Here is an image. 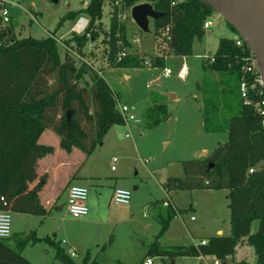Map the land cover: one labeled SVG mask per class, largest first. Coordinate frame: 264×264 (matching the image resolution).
<instances>
[{"label": "trees", "instance_id": "16d2710c", "mask_svg": "<svg viewBox=\"0 0 264 264\" xmlns=\"http://www.w3.org/2000/svg\"><path fill=\"white\" fill-rule=\"evenodd\" d=\"M114 1L109 0L107 31L101 23L105 0H90L83 9L66 16L64 20L73 21L85 17L88 26L82 35L72 34L64 41L63 58L58 53L61 42L52 34L40 40L19 39L14 36L12 25L0 30V211L46 215L39 193L47 174H40L38 165L53 154L54 148L39 144L44 131L57 137L61 150L67 153L77 150L88 156L110 128L125 124L116 109L115 94L101 78L100 71L82 61L76 67L70 48L85 58L86 44L102 34L109 67L142 69L149 55L126 53L131 45L126 38V20H120L119 14H128L129 9L142 3L151 5L154 11L164 14L153 21L154 38H161L167 44L170 55L188 57L192 42H201L205 35L204 21L214 13L199 0H122L119 6L113 5ZM165 31L168 40L163 35ZM248 56L247 50L236 47L232 39H220L211 56L213 61L209 57L203 60L205 76L199 86L202 128L205 133L227 132L228 140L218 144L205 158L183 162V176L170 177L164 185L167 193L227 191L230 235L187 246H163L156 239L143 260L213 257L223 264L244 240L253 249L255 264H264V126L257 107L262 98L249 91L250 103L246 104L239 93L241 80L254 77L243 73L244 59ZM164 66L162 56L152 59V69H164ZM149 97L145 122L151 129L168 120L169 114L165 97L156 92H151ZM67 113H70L69 122ZM175 216L169 205L167 220ZM254 222L257 229L251 233ZM32 237L0 239V264H31L22 256L29 242L49 244L59 263L73 264L59 244L48 238ZM13 240L12 247L9 242ZM81 264L98 262L86 254Z\"/></svg>", "mask_w": 264, "mask_h": 264}, {"label": "rangeland", "instance_id": "374dc122", "mask_svg": "<svg viewBox=\"0 0 264 264\" xmlns=\"http://www.w3.org/2000/svg\"><path fill=\"white\" fill-rule=\"evenodd\" d=\"M0 1L4 2L12 20L9 25H12L16 38L31 37L40 40L52 34L61 40L58 53L63 58V43L75 34L71 29L77 21L64 19L69 13L83 9L90 0ZM110 10L109 0H105L101 20L105 31L108 30ZM209 19L212 27L205 31L201 42H192L191 55L175 57L169 55L167 44L161 38H154L151 20L148 33H143L132 23L130 16H126V38L131 45L126 53H152L145 58L147 63L144 64V69L122 70L109 67L107 47L103 43L102 34L95 41L86 44L83 50L85 58H80L70 48L76 67L82 61L100 71L101 78L115 94L116 105L129 108L134 120H127L124 125L110 128L102 142L88 156L76 150L70 153L61 150L63 155L71 158L67 169L72 176L68 182L79 179L92 183L88 186L98 187L92 193L90 190L94 187H88L87 217L79 220L70 218L65 206L67 198L61 195L45 218L10 213L11 234L24 230L26 235L32 232L39 238L48 237L50 241L59 244L73 264H81L86 254L96 258L98 264H141L156 239L163 246H187L218 236L215 235L217 230L222 232L219 236L230 235L227 191L167 193L164 190L168 178L183 176V162L201 159L202 153L208 155L218 144L228 140L227 132L203 131L199 86L205 76L202 70L203 60L216 52L220 39H233L237 35L217 13L214 12ZM154 51L158 55H169L166 56L164 66L171 72L169 77L162 76L164 69L150 70L152 59L156 57L153 55ZM183 64L188 69L185 79L178 77ZM125 74L129 75V79H124ZM151 92L169 93L172 98L174 95L177 99L167 100L169 120L150 129L146 126L145 112L150 106ZM170 119L172 123H169ZM51 135L56 141L54 145L48 143L52 140ZM39 144L52 147L56 145L59 148L57 137L47 130L42 133ZM113 159L116 161L113 162ZM73 177L76 179H72ZM113 187L130 192L128 205H114L111 202ZM167 199L177 216L169 220L168 208L163 206ZM93 201L96 206L91 204ZM191 217L194 218L193 221L190 220ZM15 227L18 231H14ZM256 229L257 223L254 222L251 233ZM26 249L34 255V264H61L54 259L55 252L49 244H29ZM43 249L49 252V256L44 255ZM71 251L74 256H70ZM151 261L152 264L216 262L213 257H182L173 260L151 257ZM255 263L253 249L243 240L236 247L234 255L223 264Z\"/></svg>", "mask_w": 264, "mask_h": 264}, {"label": "built area", "instance_id": "2783aa9c", "mask_svg": "<svg viewBox=\"0 0 264 264\" xmlns=\"http://www.w3.org/2000/svg\"><path fill=\"white\" fill-rule=\"evenodd\" d=\"M122 0H115L113 2V5L119 6L120 2ZM126 16H130V9L128 11V15L126 13H121L118 15L119 19L124 21L126 19ZM10 23V16L8 14V11L5 8L4 2L0 1V30H4L9 26ZM88 26V20L85 17H79L75 23V25L72 27L71 31L75 34H81L85 31V29ZM210 27H212V22L210 21L209 18H207L204 23H203V30L206 31ZM164 36H166V40H168V31H165ZM233 42L236 47L245 48V45L243 41L238 37L235 36L233 39ZM246 49V48H245ZM210 61H213L212 57H209ZM246 65L243 69L244 75H250L254 76L251 78V80H248L247 78H243L240 82L239 85V93L241 99L244 101V103L249 104V99H248V93L249 91L254 92V94L257 97H261V101L259 104H257L258 107V113L261 117H263L262 121V126H264V91L261 87V81H260V76L258 74L257 70V61L249 53V56L244 59ZM146 64V63H145ZM183 69H181L178 73V77L182 78ZM171 75L170 70L164 69L162 76L167 78ZM117 111L120 113L121 117L123 118L124 122L126 123L127 120L133 121L134 117L129 111V108H127L125 105H116ZM127 137V136H126ZM116 160L113 159V162ZM249 173H252V170L248 171ZM88 197V191L87 189L83 187H78V186H70L67 190V201H66V212L68 216L72 219L79 220L87 216L88 213V208L86 206V200ZM2 200V199H1ZM130 201V192L121 189V188H116L113 190L112 193V203L114 205H128ZM170 205V200L167 199L163 203L164 207H167ZM177 217V216H175ZM191 221L194 220L193 217L190 218ZM10 238V213L8 211L1 210L0 211V239L1 240H6ZM204 242H201V245H204ZM70 256H74L73 252L70 253ZM141 264H152L151 259H145L142 261ZM213 264H218V262H214Z\"/></svg>", "mask_w": 264, "mask_h": 264}, {"label": "water", "instance_id": "95a60500", "mask_svg": "<svg viewBox=\"0 0 264 264\" xmlns=\"http://www.w3.org/2000/svg\"><path fill=\"white\" fill-rule=\"evenodd\" d=\"M207 4L234 30L243 41L248 53L257 61L261 87L264 91V0H199ZM164 14L154 11L151 5L142 3L130 9L132 23L143 33H148L152 22ZM172 97V95H171ZM70 113L66 114L69 122ZM202 153L200 158H205ZM60 210L62 207L59 208Z\"/></svg>", "mask_w": 264, "mask_h": 264}, {"label": "crops", "instance_id": "0c3cea01", "mask_svg": "<svg viewBox=\"0 0 264 264\" xmlns=\"http://www.w3.org/2000/svg\"><path fill=\"white\" fill-rule=\"evenodd\" d=\"M34 14V13H33ZM35 16V14H34ZM11 19H10V24H11ZM205 32V31H204ZM58 40V39H57ZM61 40H58V42L60 43ZM156 51V50H155ZM153 52V55H156L157 57H160L162 56L163 59H164V64H165V59H166V56H169V55H164V54H161V55H158L156 52ZM142 54H146V55H150L152 53H143ZM184 59V58H183ZM145 68V67H144ZM143 68V69H144ZM166 69V68H164ZM183 69V72H182V76L184 75V77H182L181 79H185L188 75V69L187 67L183 64L180 68V70ZM150 70H154V69H150ZM169 70V69H168ZM179 73V72H178ZM101 75V74H100ZM124 79L127 80L129 79V75H124ZM159 94V93H158ZM162 95L163 97H165V104H167V100H171V101H175L177 99V97H175L173 95L174 98L171 97L172 94H169V93H165V94H160ZM169 120V119H168ZM173 121L170 119V122L169 123H172ZM52 136V135H51ZM52 140L50 142H48L49 144L53 143V145L56 143L54 137L52 136L51 137ZM52 146V145H51ZM54 148V152L52 155H49L45 158H43L40 162H39V165H38V172L40 174H43V173H46L47 174V182L46 184L44 185V187L42 188L41 192L39 193L40 196H39V200H40V204L43 206V208L46 210V215L43 216L42 218H45L48 216V213H49V209H51L53 207V205H55V203L57 202L58 198L61 196V195H65L66 198H67V190L70 186H78V187H83L85 189H87L88 191V187H94L90 190V192H95L96 190H98V187L96 186H88L89 184L92 185V183H88L87 181H81L79 179L77 180H70V182H68V180L71 178V172L69 171V169H67V167H69L68 163L71 161V158L70 157H66L65 155H63V150L61 151L60 148H58V146H53ZM73 151V150H72ZM77 151V150H76ZM201 151H205V150H201ZM65 152V151H64ZM67 153V152H66ZM207 155V154H206ZM66 170L64 171L63 169ZM72 179H76L75 177H73ZM73 182H77L78 184H71ZM117 187H113L112 188V193H113V190L116 189ZM123 189V188H121ZM126 190V189H125ZM128 191V190H127ZM90 193V194H91ZM89 194V192H88ZM99 195V194H98ZM93 196V195H92ZM88 199V197H87ZM87 202V201H86ZM111 202H112V194H111ZM91 204L95 205L96 206V202L93 201ZM87 206V205H86ZM60 210V209H59ZM88 215V214H87ZM87 217V216H86ZM85 218V217H84ZM83 219V218H82ZM20 229V228H19ZM14 231H18L16 230V227L14 228ZM14 232V234H11L10 233V238L9 239H12V237H15L16 235L20 236V237H23L25 239L29 238V237H32V238H36V239H44L45 237H36L35 234H33L32 232H30V234L26 235L24 232V230L22 232ZM16 234V235H15ZM222 232L221 230H217L215 232V235H221ZM48 238V237H47ZM13 241H10V245L13 247ZM64 243V242H63ZM29 244H32V246L34 244H41V242H29L25 247L24 249L22 250V256L28 261L30 262L31 264H34V260H33V254L31 253H28V251H26L27 247ZM195 244V243H193ZM191 245V244H190ZM63 250V249H62ZM44 255L46 256H49V252H47L46 250H44ZM64 251V250H63ZM73 252V251H71ZM88 253V252H87ZM74 254V253H73ZM54 256V259H55V253L53 254ZM56 260V259H55ZM57 261V260H56Z\"/></svg>", "mask_w": 264, "mask_h": 264}]
</instances>
